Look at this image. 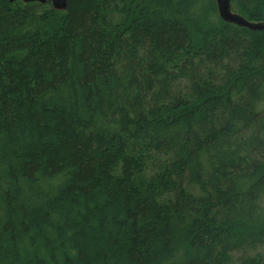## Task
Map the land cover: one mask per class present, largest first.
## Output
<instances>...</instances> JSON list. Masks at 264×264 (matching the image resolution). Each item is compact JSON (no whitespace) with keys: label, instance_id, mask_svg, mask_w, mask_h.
Masks as SVG:
<instances>
[{"label":"trees","instance_id":"1","mask_svg":"<svg viewBox=\"0 0 264 264\" xmlns=\"http://www.w3.org/2000/svg\"><path fill=\"white\" fill-rule=\"evenodd\" d=\"M0 264H264V31L0 0Z\"/></svg>","mask_w":264,"mask_h":264},{"label":"water","instance_id":"2","mask_svg":"<svg viewBox=\"0 0 264 264\" xmlns=\"http://www.w3.org/2000/svg\"><path fill=\"white\" fill-rule=\"evenodd\" d=\"M10 2H15L17 0H8ZM25 3L29 2H40L42 4L46 3L47 0H22ZM54 8L59 11L67 9L68 0H51ZM218 5V11L223 20L228 23H233L238 26H243L251 30H262L264 31L263 21H251L246 18L243 14L236 12L232 9V0H216Z\"/></svg>","mask_w":264,"mask_h":264}]
</instances>
